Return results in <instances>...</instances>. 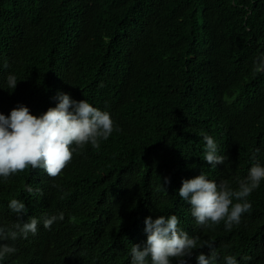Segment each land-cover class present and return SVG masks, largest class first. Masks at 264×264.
Returning a JSON list of instances; mask_svg holds the SVG:
<instances>
[{
  "label": "trees",
  "instance_id": "1",
  "mask_svg": "<svg viewBox=\"0 0 264 264\" xmlns=\"http://www.w3.org/2000/svg\"><path fill=\"white\" fill-rule=\"evenodd\" d=\"M261 53L264 0H0V113L23 104L39 115L61 91L108 111L120 129L74 154L56 178L26 169L0 183L2 224L17 220L12 198L25 202V220L65 214L17 240L0 264H130L128 250L146 240L144 219L170 214L190 236L214 241L218 264L225 255L264 264V182L231 231L197 226L175 195L201 171L236 187L256 149L264 167V73L253 70ZM9 73L18 80L11 93ZM201 132L224 164L201 159ZM201 251L209 252L196 250L188 264Z\"/></svg>",
  "mask_w": 264,
  "mask_h": 264
},
{
  "label": "clouds",
  "instance_id": "2",
  "mask_svg": "<svg viewBox=\"0 0 264 264\" xmlns=\"http://www.w3.org/2000/svg\"><path fill=\"white\" fill-rule=\"evenodd\" d=\"M255 73H264V53L253 60ZM3 67L7 68L5 62ZM6 85L11 93L18 80L14 73L6 76ZM3 88V87H0ZM55 107L33 115L29 107L19 104L5 115L0 113V183H6L26 169L42 170L50 178H56L71 162L73 155H80L86 146L98 149L101 142L108 141L120 129L114 124L111 114L94 107L86 99L77 101L69 94L58 91L53 98ZM203 152L201 159L211 168L225 163V156L219 154L214 137L201 132ZM260 150L252 155V166L245 177L236 181L233 187L228 181L219 182L201 173L191 179L182 180L176 194L189 206L191 217L197 226L208 229L223 222L224 230L231 231L241 223V218L251 214L249 198L264 182V167L257 162ZM170 183L164 178L162 185ZM59 189L60 185L53 183ZM166 190V188L164 187ZM160 190V185L156 186ZM24 192L31 196L42 195V190L24 185ZM7 208L17 218L10 225L0 223V261L17 253V240H27L35 236L38 225L51 229L52 225L63 222L64 212L43 214L37 218L28 216V208L23 200L12 198ZM175 214L148 216L144 219L146 240L142 244H132L128 250L130 264H188L194 252L208 248V254L199 252L196 264H218L220 259L214 241H201L198 236H190L181 226ZM223 264H237L235 257L223 256Z\"/></svg>",
  "mask_w": 264,
  "mask_h": 264
}]
</instances>
